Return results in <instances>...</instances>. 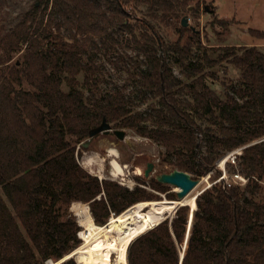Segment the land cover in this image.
<instances>
[{
    "label": "trees",
    "instance_id": "trees-1",
    "mask_svg": "<svg viewBox=\"0 0 264 264\" xmlns=\"http://www.w3.org/2000/svg\"><path fill=\"white\" fill-rule=\"evenodd\" d=\"M195 1L38 0L0 40V264H46L77 249L82 229L70 213L75 202L90 204L95 222L105 225L112 214L157 199L144 188L100 180L80 165L78 145L104 120L160 144L162 164L194 180L214 172L216 181L222 175L217 162L243 148L236 162L246 185L220 181L198 196L182 264H264V52L224 46L217 59L205 54V63L193 62L191 42L200 39L182 26L190 35L180 50L186 61L175 62L189 80L183 85L160 56L168 48L160 33L144 20L136 43L147 66L136 82L159 98L146 117L132 112L122 92L99 93L96 68L83 62L84 42L113 25L105 6L133 32L128 6L145 5L153 18L169 22ZM250 33L264 39L262 31ZM224 62L240 74L219 94L205 71ZM150 120L153 126L144 124ZM151 187L162 191L156 179ZM188 211L181 207L172 223L167 219L136 239L128 263L179 264Z\"/></svg>",
    "mask_w": 264,
    "mask_h": 264
},
{
    "label": "rangeland",
    "instance_id": "rangeland-1",
    "mask_svg": "<svg viewBox=\"0 0 264 264\" xmlns=\"http://www.w3.org/2000/svg\"><path fill=\"white\" fill-rule=\"evenodd\" d=\"M37 1L0 0V40L24 20ZM206 6H208V9H206ZM104 9L107 10L113 25L110 24L107 31L103 32L102 35L90 36L91 38L84 42L83 62L96 68L99 93L106 95L117 91L122 92L130 101L132 112L136 115L145 117L152 115L151 105L159 102V98H156L153 94L143 93L136 82L139 80L140 72H144L147 66L146 58L139 53L136 43V40L140 41L141 35L145 31L141 28V24H143L141 22L144 20L152 23L160 33L163 42L168 47L165 52L161 50L160 56L172 69L174 76L182 81L183 85L189 83V80L175 62L180 56L185 60V56L180 54V50L190 40L189 34L179 31L184 18L188 19L189 24L187 28H184L193 30L195 36L200 39V41L191 42L193 47L190 57L193 62L200 60L205 63L206 61L203 59L205 54L211 59H217L218 54L221 52L219 48L224 46H257L264 52V39L250 33L251 29L264 32V0H196L180 18H172L169 22L153 18L145 5L136 6V4H132L127 7V12L131 24L135 27L133 32L124 30L107 6ZM23 48L25 49L26 45ZM17 59L18 56L15 60ZM239 74L240 72L236 68L224 62L212 68L206 67V83L210 88L222 94L233 81L237 83ZM79 78L82 82L83 75ZM153 122V120H150L144 124L153 126ZM111 128L112 133L116 131L124 132V139L121 140L118 136L110 137L106 135L107 133H100L94 138L86 140L87 149H83L81 145L77 147L76 156L80 165L100 180L115 182L131 190L136 187L144 188L149 193L157 196V199L151 201L164 198L176 200V194L180 191L178 187L165 184L162 185V191L151 187V182L156 175L171 173L174 170L171 165H163L161 162L166 152L165 148L150 138L140 136L132 129L116 128L113 124H111ZM112 148L117 150V157L109 156V150ZM93 154H98L101 158L104 176L98 174L99 165L93 164L90 167L85 164V158ZM228 156L229 154H226L217 162V168L221 171V176L226 174L227 178L231 179L235 172L240 173L242 169L237 166V163L233 164L228 161ZM113 159H117L126 170L124 177H114L112 175ZM149 164H153V172L147 178L145 172L148 170ZM213 173L211 172L198 179L200 184L195 189L194 195L197 196L198 194L199 196L204 190L219 182L220 178L214 181L213 176L215 175ZM0 194H2L1 187ZM83 204H87L90 208V204ZM73 206L74 203L70 207V213L75 216L78 225L82 229L81 231H83L84 227ZM187 207L190 216L191 208ZM114 215L112 214L111 217ZM81 231L78 235L81 244H83L84 239L81 236ZM74 260L79 264L76 257H74Z\"/></svg>",
    "mask_w": 264,
    "mask_h": 264
},
{
    "label": "bare ground",
    "instance_id": "bare-ground-1",
    "mask_svg": "<svg viewBox=\"0 0 264 264\" xmlns=\"http://www.w3.org/2000/svg\"><path fill=\"white\" fill-rule=\"evenodd\" d=\"M109 156L117 157V150L113 148L109 150ZM85 164L90 167L93 164L99 165L98 174L104 176L103 164L98 154L87 156ZM112 166L111 173L114 177L125 176L126 170L117 159L112 160ZM199 184L182 200L164 198L158 201L139 202L123 213L112 216L105 225H99L94 221L87 204L74 203L73 209L84 227L81 231L84 241L72 252V255L79 264H129L127 251L136 237L151 230L165 218L173 216L182 206H189L193 212L197 209L198 194L196 196L194 192ZM147 206L150 210L143 211ZM48 264H60V262L50 261Z\"/></svg>",
    "mask_w": 264,
    "mask_h": 264
},
{
    "label": "water",
    "instance_id": "water-1",
    "mask_svg": "<svg viewBox=\"0 0 264 264\" xmlns=\"http://www.w3.org/2000/svg\"><path fill=\"white\" fill-rule=\"evenodd\" d=\"M206 9H208V6H206ZM188 25H189L188 24V19L184 18L182 20V26L187 28ZM111 130H112L111 125L106 120H104L103 123L91 133V137L89 139L94 138L95 136L99 135L100 133H109V132H111ZM115 133L121 140L124 139V136H125L124 132L116 131ZM263 140H261V141H263ZM255 143H258V141L254 142L253 144H255ZM80 145L85 147V148H87V146H88L85 142L81 143ZM152 172H153V164H149L148 165V170L145 172V177L148 178ZM155 179L162 185L169 184V185H172V186L180 188V191L177 192V194H176L177 195V199L176 200L184 199L200 183L199 180H194L190 174H188L186 172H183V171H179L177 169L173 170L171 173L158 174V175L155 176ZM149 202H151V201H149ZM182 207H185V206H182ZM149 210H150V208L148 206L143 209V211H145V212L149 211ZM178 210L175 211L174 215L177 213ZM194 212L193 211L190 212V216H189V220H188V226H187L186 241H185L184 245L182 246V248H180V262H179V264H182V261L184 259V256H185V253H186V250H187L188 238H189L190 230H191L192 223H193ZM174 215L171 216V217L169 216V217L165 218L163 221L158 223L154 228H156L158 225H160L161 223H163L167 219H170V221H172L173 218H174ZM154 228H152L151 230H153ZM148 231H150V230H148ZM147 232H144V233L140 234L138 237L135 238V240L138 239L140 236L144 235ZM131 244H130V246H131ZM128 250H129V248H128ZM127 253H128V251H127ZM72 254L73 253L71 252V253H69L68 255L64 256L62 259H60L59 261H56V262H60V264H62L66 260L74 258L75 256H73Z\"/></svg>",
    "mask_w": 264,
    "mask_h": 264
},
{
    "label": "built area",
    "instance_id": "built-area-1",
    "mask_svg": "<svg viewBox=\"0 0 264 264\" xmlns=\"http://www.w3.org/2000/svg\"><path fill=\"white\" fill-rule=\"evenodd\" d=\"M242 149L243 148H240L238 150H235V151L229 153L227 160L231 161L233 164H236L237 163L236 162L237 156L242 154ZM220 181H224L225 184L229 187L231 185H239V186L243 187L246 185L248 180L243 175H241L240 173H234L231 179L227 178L226 174H224V176L220 177L219 182Z\"/></svg>",
    "mask_w": 264,
    "mask_h": 264
},
{
    "label": "flooded vegetation",
    "instance_id": "flooded-vegetation-1",
    "mask_svg": "<svg viewBox=\"0 0 264 264\" xmlns=\"http://www.w3.org/2000/svg\"><path fill=\"white\" fill-rule=\"evenodd\" d=\"M106 135H107V136H110V137L117 136L115 132H114V133H112V132H109V133H107Z\"/></svg>",
    "mask_w": 264,
    "mask_h": 264
},
{
    "label": "crops",
    "instance_id": "crops-1",
    "mask_svg": "<svg viewBox=\"0 0 264 264\" xmlns=\"http://www.w3.org/2000/svg\"><path fill=\"white\" fill-rule=\"evenodd\" d=\"M263 32V31H262Z\"/></svg>",
    "mask_w": 264,
    "mask_h": 264
}]
</instances>
